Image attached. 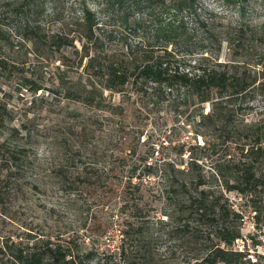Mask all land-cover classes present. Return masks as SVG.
Instances as JSON below:
<instances>
[{
  "label": "trees",
  "instance_id": "1",
  "mask_svg": "<svg viewBox=\"0 0 264 264\" xmlns=\"http://www.w3.org/2000/svg\"><path fill=\"white\" fill-rule=\"evenodd\" d=\"M223 1L237 20L222 22L200 0L12 4L22 42L10 46L28 60L0 58V68L23 71L32 97L18 124L2 126L1 213L29 208L51 186L108 216L91 214V248L67 226L24 218L0 234V264H89L113 227L120 244L105 249V264L251 263L232 248L241 216L228 193L264 187V113L254 112L264 108V20L245 21L241 0ZM163 111L196 119L205 141L174 143ZM217 141L231 144L224 161Z\"/></svg>",
  "mask_w": 264,
  "mask_h": 264
},
{
  "label": "rangeland",
  "instance_id": "2",
  "mask_svg": "<svg viewBox=\"0 0 264 264\" xmlns=\"http://www.w3.org/2000/svg\"><path fill=\"white\" fill-rule=\"evenodd\" d=\"M16 1L18 0H0V58L9 62H15L16 60L19 63L28 59L24 56V47L12 49L10 46L11 43L22 42L19 34L21 16H16L12 11V4ZM200 1L207 10H212L214 13L222 16L224 18L222 22L224 23L239 18V12L236 7L226 4L223 0ZM241 1V3L245 4V21L256 23L264 20V8L260 5L261 0ZM46 28L53 30L56 28V24L49 23ZM23 74V71L15 72L10 68H0V142L4 138V128L2 126L18 124V120L23 117V112L27 108V102L31 100L32 94L26 88H23L22 85ZM258 104L255 105L254 112L261 111L264 113V108L259 107ZM4 108L6 111L3 115L1 112ZM7 112L14 118L13 122L9 121L10 115H7ZM159 116L165 122L163 129L167 130V134H172L174 143L184 142L189 147L192 144H202V141H205L204 135L197 132L198 122L196 119L187 118V115L174 116L173 113H166V111L161 112ZM46 120H49V118L47 119V117L42 115L38 123L42 124ZM153 129V126H149L146 132H150ZM228 144L229 142L217 141L213 156L221 158V161H224L227 158L225 155L227 153V146L231 147V144ZM37 151L39 156H43L45 154L44 145H40ZM212 154L210 155V159H212ZM206 164H210L209 159H206ZM74 197L77 196L66 194L60 190L56 191V188H51V186L45 188L42 192L33 193L29 200V208L23 209L20 204L14 205L10 210L6 211V215H3L0 210V234L13 230L16 223L24 218H28L27 220L32 221L33 224H38L41 228L46 229V231L49 229L54 230L57 224L67 226L71 234L78 231L77 236L82 237L80 241L84 240L85 245L91 248L90 240L92 232L90 221L93 218L91 214L98 211L97 215H95L96 220L102 223L107 218L108 212L106 209H96L92 199L86 200L84 197V200H80L79 204L73 206L71 205V201ZM228 198L232 208L241 216L238 220L241 237L234 241L233 250L238 252L247 250L248 255L246 258H250L251 263L264 264V187L254 189L251 195L246 197L237 191H233L228 193ZM81 203H83V207H81ZM89 204H91L90 210H88ZM51 208L53 210H50ZM79 208L84 209V211L80 212ZM52 239L55 240V236ZM98 244L102 247L94 257L95 259L98 258L100 262L97 263L93 259L89 264H105L103 261L105 249H108L109 246L111 250H115L120 244L118 230L115 227L110 229V233L103 236ZM169 251L179 256L181 248L172 244L169 246ZM178 262L180 261L173 260V264H179ZM245 262V264H251L247 261Z\"/></svg>",
  "mask_w": 264,
  "mask_h": 264
}]
</instances>
